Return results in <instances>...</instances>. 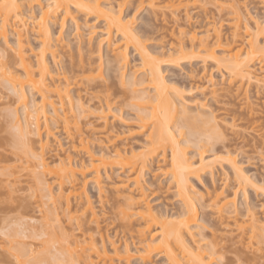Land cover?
<instances>
[{"label":"bare ground","instance_id":"6f19581e","mask_svg":"<svg viewBox=\"0 0 264 264\" xmlns=\"http://www.w3.org/2000/svg\"><path fill=\"white\" fill-rule=\"evenodd\" d=\"M133 1L136 0H46V2H42V0H0V84L3 83L9 92L15 94L14 100L17 102V108L21 110L22 118L18 115L17 109L12 110L13 112L10 110L8 115L10 121L14 123L13 127L23 136L21 137L23 144L26 143L25 146H29L32 157L36 159L37 165L34 168L40 167L43 173L49 172L48 174H51L52 178L54 177L52 181H55L54 185L57 189L55 194L58 197H64L63 206L66 209L71 207V197L75 198L76 202V199H79L78 204L75 202L78 205L77 209L82 207L84 211H89L91 221L95 224L93 228L99 230V218H97L99 214L94 211L91 202L86 199L85 185L88 180L84 177V173L89 168L92 170L91 182L97 187L95 188L97 191L99 190V193H103L105 188L102 186V180H100L101 171L105 170L106 166L112 162L120 163L121 166H126V168L129 166L127 171L123 169L120 172L123 174L122 176L118 174L121 177L119 176L120 179L114 185L113 190L117 193L115 201L118 202L116 203L118 204L116 206L117 210L114 209V211L119 216L120 228L125 229L124 232L129 229V232L134 230L137 237L139 236L138 238L135 237L133 235L135 234L134 231L131 232V235L127 231L130 237H135L142 243L141 250L138 251L140 252L138 253V259L146 264L152 252L161 249L160 255H165L169 264H212L214 254L218 253V244L213 242L209 245L206 244L209 247H205L201 242L202 237H196V235L198 237L200 235V231L195 229L197 228L196 196L189 184V177L199 178L204 173L213 174L216 164L226 159L235 174H233L234 177L238 178L237 185L241 182L245 185L252 182L249 176L237 166L230 154L225 157L215 155L210 160L206 158L204 151L198 152L197 157L186 155L184 147L180 146L181 141L176 138V129L182 135L185 134L189 137L191 134V136H197L196 140L202 141L204 139V142L207 143L212 139L214 142L222 139L224 136L222 130L225 125L219 124L221 118L217 119L219 116L216 112L214 113L215 109L212 110V107L208 108L210 106L203 103L206 100L199 103L200 109L197 113H189L184 102L185 99H181L183 97L181 88L165 78L162 64L171 61H190L194 57H201L202 64L205 65L206 60L203 58L210 57L216 63L215 65L219 67L222 65L221 61H227V64L224 63V68L228 71L230 78H234L233 80L239 79L238 90L241 91L243 86L249 87L248 85L251 84L256 87H260V85L263 87L264 66L263 69L262 67L258 69L253 63L250 65V60L259 57L264 65V12L261 14L263 15L261 21L256 19L255 16V19H248L244 16L245 22L242 23L243 17L239 8L236 7L230 11L232 14L229 19L231 21L229 27L231 26L232 29L230 41L234 42V40L239 39L240 42L237 40L239 47L232 53H227L226 56L219 58L215 55L216 48L226 50L227 46L225 45L230 43L229 40L226 43L222 41L220 30L222 21L219 23L211 15V18L208 19L210 16L207 17L206 26L201 30L194 26H188L191 18H194L189 16L188 8L192 3L196 4V0H192V3L186 0H169L164 3L157 0H137L139 2L135 11L168 10L170 14L174 15L183 9L184 21L187 19L186 22L176 23L175 18V23L178 24V27H176L179 38H187L189 46L185 45V42H180L177 47H172L173 45L170 44L171 46L167 50V58H162L164 52L149 50L144 41L134 31L131 18L129 19L127 13H123L128 2ZM261 3L264 10V0ZM74 12L86 17L84 21L82 19L83 24L78 22V16ZM89 18L94 20L90 25L88 23L92 20H89ZM56 20L60 22V27H63L64 22L70 21L74 26L77 37H80L79 42L82 43V45L75 47L68 43L65 46L61 44V47L65 48V53L62 48L58 49L59 54L62 51V57L57 56L58 53L55 54L56 52L50 49L55 45L50 42L53 38L51 24L57 22ZM95 21L98 22L94 23ZM99 22H103V29L105 30L100 34L101 38L92 43L91 38L96 29H99L97 28ZM81 28L87 31L86 41L82 40V32H79ZM9 31L12 32L15 38L12 41L13 46L9 45ZM32 34L36 35L35 38L41 45L37 52L34 51V47L30 46L31 44L29 45L28 36H32ZM58 38L61 40L60 36ZM210 41L212 42L210 43ZM102 42L105 45V58L103 60L100 55ZM130 49L138 56L139 63L131 64ZM94 54L98 55H96L97 59ZM47 55H50V62L47 61ZM57 57L58 59L62 58L59 59L60 62L56 59ZM51 62L52 64H50ZM204 68L206 69L205 66ZM207 70L205 71L207 72ZM222 75L220 74V76ZM213 77L212 71H210L205 77H202L204 81L201 77V79H197V82L193 81L194 88H191L198 90L201 95L198 98L203 97L205 99L208 95L205 94L206 90H209L210 94L212 93L210 96H214V92L218 89L216 90V86H214L216 79L213 80ZM229 81L232 82V79ZM75 86H80L85 91L94 89V92H88L89 95L91 93V96L96 97L97 101L91 106H87L89 102L87 101L88 104L86 105L81 94L75 93L73 96L70 93ZM26 88L33 94H37L39 100H29ZM244 95L246 97L245 93ZM180 96L182 97L179 98ZM112 101L134 106L139 112L140 126L147 132L143 145L137 150L125 146H116L114 138H120L119 132L110 136L105 134L106 130L98 131L92 127L89 129L90 132L88 130V135H86L87 132H85V135L88 138L91 137L95 142L97 141V148H90V140L85 137L84 131L80 129L78 115L84 112L89 113L91 109L98 111L97 119L107 127L106 118ZM74 109L79 113L75 114ZM225 119L226 117L222 118L221 121L225 122ZM59 120L69 150L63 149L65 143L57 138L59 131H54ZM183 127L187 129L186 133L183 132ZM20 135L16 136L20 137ZM30 135L36 136L39 151H32ZM203 136L205 138H201ZM183 140L188 142V138ZM51 144L53 148H50ZM72 151L73 155L71 154ZM48 152H53V155ZM167 152L170 156L169 160L166 159ZM74 155L78 158L75 159ZM155 158H157V163L163 161L164 166L167 165V169L163 166V169L166 170L164 172L169 175L170 179L168 178V180L175 187L176 195L182 204V209L174 220H168L169 214L157 210L151 202L154 198L147 193L151 183L143 178L145 167L148 160ZM160 166V164H157L156 168L162 169ZM32 173H35V170ZM35 178V182H39V185L44 183L47 184V188L50 186V183L48 181L45 183L43 178ZM39 178L43 182L37 180ZM78 178H82L81 181ZM52 181L51 183H53ZM37 182L36 184H38ZM244 184L241 183L240 186L243 187ZM255 184H251L252 188L256 187L257 184ZM42 186L40 185L41 188ZM256 188L260 190L264 187L260 188L257 185ZM261 191L263 193L264 189ZM230 193L232 196H230ZM230 193H227L223 188L213 189L208 192V198L206 197L205 200L208 203L210 202L209 206L215 207L212 208L214 211L216 210L215 213L225 217V213H236L234 206L236 192ZM51 194H53L50 197L51 199L48 194V197L43 196L46 199L48 198L47 200H52L51 203L56 204L57 198L54 197L53 191ZM203 196V193H198L200 199ZM82 197H84V200H82ZM40 198H43L42 195ZM113 206L115 207V205ZM246 209L248 211L246 214L244 213L245 219L241 220L239 218V220L235 216L232 225L234 224V230L239 232L242 239H248L244 244L248 243L249 246L252 242L253 244L256 243L258 246L256 245L255 250L259 252L258 250L264 247L261 246L264 245V220L258 219L256 212L251 207L248 208L247 206ZM218 214L217 216H219ZM133 219L137 220L136 224L138 226H135V228L132 225ZM154 225H157L158 228L150 232L149 229ZM79 230L83 232L81 228ZM82 234L85 235L84 232ZM243 235L245 238H243ZM156 236L160 237L158 243L154 242ZM86 237L77 240L66 236L65 264H71L72 259H79V257L83 258L84 264H95L90 259L94 254L100 256L103 264H105L106 260H111V256L107 255L109 250L115 254L118 262L123 261L128 264L133 257L132 250L127 243L120 246L112 243L108 248L103 244V236L100 246L96 244L90 235L88 239ZM239 242L241 243V241ZM202 246L205 248H202ZM19 252L23 254L24 250ZM47 253L49 252L47 251ZM41 254L40 257L45 260L47 255H44L43 252ZM54 254L51 256H54ZM57 255L56 257H58ZM49 262L50 264H57L47 261L48 264ZM233 262L235 264L244 263L241 262L239 257L233 259ZM33 264L38 263L34 262ZM110 264L114 263L110 261Z\"/></svg>","mask_w":264,"mask_h":264},{"label":"rangeland","instance_id":"374dc122","mask_svg":"<svg viewBox=\"0 0 264 264\" xmlns=\"http://www.w3.org/2000/svg\"><path fill=\"white\" fill-rule=\"evenodd\" d=\"M44 1L46 2V0H42V2ZM139 1L136 0L133 2H128L127 6L124 8L123 13H127L129 19L131 18V25L134 28V31L144 41L146 47L149 50L154 52L163 51L164 54H162V58H167V50L171 46L170 44L173 45L172 47H177L180 45V42H185V45L189 46L187 44V38L180 39L179 35L177 34L178 24L176 23H182L185 19L183 9L180 10L179 13L176 12L174 14L175 16L170 14L168 10L153 11L149 9L150 12L145 10L135 11V8L137 7ZM157 1L160 3H164L169 0ZM186 1L192 3V0ZM261 1L262 0H196V4L192 3V5L188 8L189 16L194 17L191 18V22L189 21L190 25L188 26H194L195 28L201 30L206 26L205 24L207 17L210 16L208 17L209 19L212 15V18L216 21H219V23L220 21H222V26L220 29L221 38L222 41L226 43L228 40H231L232 29L231 26L229 27V24L231 23L229 19L232 14L230 13V11L233 8L238 7L242 12V23L245 22L244 16L248 19H255L256 17V19H259V21H261L260 19H263V15L261 14H263L264 12ZM74 14L78 16V22L80 24H83L82 22L86 17L77 12H74ZM89 20L92 21L89 22L88 25H90V23L94 21L93 18H89ZM186 20L183 23H185ZM96 22L98 21H95L94 23ZM99 23L100 24H97V26H99L97 28L102 29L101 31H99V29H96L95 34L92 35L91 38L92 43L96 42L98 38H101L100 34H102V31L105 30L103 29V22ZM60 25L61 24L58 21L54 22V24H51L53 38L51 39L50 43L52 45H55H53V47L50 49L56 52L55 54H57L60 48L63 47H61V44H64L65 46V44L68 43L72 47L82 45V43L79 42L80 37H77L74 26L70 23V21H68L67 23L64 22V24L62 25L63 27H60ZM85 30L81 28V31L79 30V32H82V40L84 39L86 41L85 37H87L88 35L86 33L87 31ZM60 32L61 34L59 35ZM58 36L61 37V40H59L60 38L57 39ZM35 37L36 35L34 36L33 34L32 36H28L30 42L29 45L31 44L30 46L34 47V51L37 52L41 48V45ZM8 38L10 42L9 45L13 46L12 41L15 38L13 37L11 31H9L8 33ZM237 40L240 42L239 39ZM237 40H234V42L230 41L228 45H225L227 46L226 50L216 48L215 55L219 58H222L226 56L227 53H232L236 48L239 47ZM35 42L36 44H34ZM211 42L212 41H210V43ZM62 49V51L65 50V48ZM100 49V55L103 60L105 58V45L103 44V42L101 43ZM46 53L48 54V52ZM61 53H58L57 56L60 55L59 57H62L63 54L61 55ZM96 55L94 54V57L97 59L98 55ZM46 57L47 61L50 62V55H47ZM129 57L131 59V64H137L138 56L133 53L132 49H130ZM56 59L59 61L60 58L58 59L57 57ZM193 59L190 60L191 62L182 60L178 61L179 63L171 61L162 64L163 75L168 81L175 83L177 87L181 88L183 97L180 96L179 98L182 97V100L185 99L184 102L187 105V110L189 111V113H197V111H199L200 109L199 103H202L203 100H206L205 102L203 101V103L208 104L207 106H210L208 108L212 107V110L215 109L214 113L216 112V114L219 116L217 117V119L226 117L225 122L221 121V119V122L218 120L220 125H225V127L223 126L222 130L224 131V136L218 141L214 142L212 139L210 142L206 143L204 142V139H202V141H200L199 139V141L196 140L195 138L197 136L194 137L190 134L189 137H187V135L185 134L182 135L176 129V138L181 141L180 146L182 148L184 147L186 155L188 156L193 155V157H197L198 152L204 151L206 158L210 160L215 155L225 157L227 154H230V156L234 158L237 166H239L241 170L247 176H249L252 182H248V184L246 185L241 182L245 185L243 187L242 185L240 186L241 183L237 185L238 178L234 177L235 174L231 170L230 166L228 165L229 162L226 159L219 162L221 165L219 163L216 164V168L213 174L204 173L201 174L199 178L190 176L189 184L192 187V190L196 193H194V195L197 197H195L197 219V228L195 229L200 231V235L199 237L196 235V237H202L201 242H203L202 245L205 247H209L208 245L210 243L212 244L213 242H217V247L219 249L217 248L218 251L215 250L218 253L214 254L212 264H235L233 262V259L235 260V258L237 257L240 258L241 262H244L243 264H264V247H262L263 249L258 250L259 252H256V243H254V245L252 242L251 245L249 244V246L248 243L244 244V242H247L248 239H242V237L239 235V232L234 230V224L232 225V221L235 216H237V219H245L244 215L248 211L246 209L247 206L248 208L251 207V209L256 212L255 214L258 219L260 218V220H264V192L262 193L261 191L264 189L262 188L264 187V86L262 87V85H260V87H256L254 84H251L248 85L249 87H247L245 85L240 91L237 89V86L239 85V79L233 80L234 78H230L228 71H226V69L224 68V63L227 64V61H221L222 65H220L219 67L215 65L216 63H214V60L210 59V57L203 58L206 60L204 63L205 65L202 64L203 62L201 60V57L196 58L195 60ZM250 61V65L253 63L256 68L259 69L260 67H262L263 69L264 65L262 64V60L260 61L259 57L253 58ZM50 64H52V62ZM204 66L206 67V69H208L207 72L205 71L206 69L204 68ZM210 71H212V74L214 76L213 80L216 79L214 81V86H216L215 88L216 90H218L214 92V96H210L212 93L210 94L209 90H206L207 92L205 94L208 95L205 97V99L203 97L198 98L201 95L199 94L198 90L196 91V89H193V81L197 82L198 78H202L203 76L205 77V75L210 73ZM203 72H206L205 75ZM219 72L221 75H223L220 76ZM230 79H232V82L229 81ZM202 80L204 81L203 78ZM191 84L192 86H190ZM83 90L84 88L81 89L80 86H75L73 87V89H71L70 93L73 94V96L75 95V93L81 94L83 96L82 100L85 101V104L87 105L88 101L90 105L88 104L87 106H91V104L97 101V98L91 96V93L89 95V92H94V89L87 91ZM244 93L246 94L247 99ZM27 95L29 100H39L38 95L33 94L31 91L27 90ZM14 98L15 94L9 92V90L4 87L3 83H1L0 264H33L34 262L38 264H48L47 261H51L52 263L54 262L57 264H65L64 251L66 236L78 240L83 239L84 236H87L86 238L88 239L89 235L95 240L98 246H100L101 244L102 236L103 244L108 248L112 245V243H114L116 246L127 243L131 248V252L133 254V257L130 259L128 264H143L140 259H138V253H140L138 251L141 250L142 245V243H140L137 239L139 236L137 237V234L133 230L135 233L133 235L137 238L130 237L129 234L131 235V232H133H129L130 229L127 230L129 234L127 233V231H125V233V229L120 228L119 216L116 215V211H114V209L117 210L116 206L118 204L116 203L118 202L115 201V195H117V193L113 190V188L115 183H117L120 177L123 175L120 172H122L123 169L127 171V168L129 166L126 168V166H121L120 163L112 162L111 164L106 166L105 170L103 169L101 171L100 180H102L101 182L103 183V185L102 183L101 185L105 188L103 189V193H99V190L97 191L96 189L97 187L94 186V184L91 182L90 178L93 174L92 170L89 168V170L84 173V177H86V179L88 180L87 184L85 185V192H87L86 199L91 202V206H93V209H95L94 211L99 214L98 216H96L97 218H99V220H97L99 221L98 225L100 229H94L93 227L95 226V224L91 221L89 211H84V208L82 207H78L79 209H77L78 205H76V203L79 199H76V202L75 198L71 197L73 199H71L70 201L71 207L69 209H66V207L63 206L64 197H58L55 194L57 189L54 185L55 181H52L54 177L52 178V175L48 174L49 172H46L47 174L44 172V174L43 171H41L40 167L34 168V166L37 165L36 159L32 157L30 148H28L29 146H25L26 143L23 144V139L21 138L23 136H21L20 133L13 127L14 123L10 121L8 115V112H10V110L14 111L17 109L16 111H18V115L20 116V118H22L21 110L20 108H17V102H15ZM193 100L195 101V103H193ZM73 112L75 114L79 113L76 109H74ZM97 113L98 111L91 109L89 113L84 112L78 115V124L80 129L84 131V135L86 134L85 132H87L86 135H88V130L91 127L98 131L104 129V131L106 130L105 134L110 136L114 133L119 132L118 134L120 138H114L115 145L118 147L125 146L127 148L137 150L143 145L145 134L147 131H144V129L141 128V121L138 116L139 112L134 106L126 104L123 105L118 101L117 103L112 101L110 111L108 112V116L106 118L108 122L107 127H105L103 123H101L102 121H99L97 119ZM56 126L57 127L54 131H59V133H57V138H60L64 143L67 142L64 139L65 134L62 129L60 120L58 121ZM182 130L185 133L187 132V129L185 127H183ZM16 135H20V137H17ZM86 135L85 137L88 138V136ZM14 136L17 137V139H15ZM19 138L21 139L18 140ZM30 138L32 140V151H39L36 136L30 135ZM186 138H188V142H184L183 139ZM201 138L205 137L203 136ZM88 139L90 140V148H97V141L95 142L93 139H91V137ZM50 148H53L52 144ZM67 148L68 143H65L63 145V149L65 150ZM48 153L53 155V152ZM71 154L73 155V151ZM74 154L78 155L77 153ZM75 155L73 157H75ZM78 156H76L75 159L78 158ZM169 157V154L168 156L166 155L167 160H169ZM79 159L81 158L79 157ZM156 159L157 158L148 160V164L145 167L146 170L143 178L147 182L151 183V185L148 187L149 191H147V193H149L150 196L154 198V200L152 199L151 202L156 206L157 210L169 214L168 220H174L177 218L178 212L182 209V204L179 201L178 196L176 195L177 192L175 190V187L170 182V180H168L169 175L167 173L165 174L164 172L166 171L163 169L164 162L160 161L157 163ZM51 164L53 165V163ZM157 164L161 165V170L156 168ZM166 166L167 165H165L164 167L166 168ZM29 169H32L33 171L35 170V173H32V170L30 172ZM118 174H120L121 176ZM35 177L43 178L45 183H47V181L50 183V186L47 188V184L42 183L44 185L42 186V184H40L42 186L41 188L39 182L36 181L38 183L36 184ZM40 178L37 180H40ZM82 178H78L79 181H81ZM51 181L53 183H51ZM253 183H256L262 189L257 190L256 184V187L252 188ZM222 188L227 193L236 192L234 197V206L236 213H225V217L224 215H222V217L218 213H215L216 210H213L215 207H212L211 205L210 207V202L208 203L207 200H205L206 197L208 198V192H211L213 189L219 190ZM52 191L54 193V197L57 198L56 204H54L53 202L51 203L52 200H47L48 198H44L45 195L46 197H48L49 195L50 198L51 195H53L51 194ZM200 192L204 195L202 199L198 197V193ZM41 195L43 198H40ZM230 196H232V194ZM82 198V200H84V197ZM113 205H115L116 208ZM217 214L220 217L217 216ZM136 223L137 220L133 219L132 225L134 228L135 226H138ZM78 227L83 230L85 235L82 234L83 232H81ZM157 228V225L151 226L149 231L153 232ZM100 235L102 236L100 237ZM243 238H245V236ZM159 240L160 237L156 236L154 242L158 243ZM239 241H241V243ZM203 246L202 248H205ZM30 249L32 250L30 251ZM23 250V254L22 252H19ZM47 251L49 253H47ZM42 252L44 255H47L45 260L40 257L42 256ZM53 254L55 257L57 254L59 255H57L58 257L55 258L54 256H51ZM160 254L161 249L154 250L146 264H169L166 256ZM107 255L111 256V260H106L105 264H110V261H112V263L114 264H125L123 261L118 262V259L115 258V254L110 250ZM90 259L94 261L95 264H103L102 258L100 256H96L95 254L92 255ZM71 264H84V260L82 257H79V259L75 258L72 259Z\"/></svg>","mask_w":264,"mask_h":264}]
</instances>
